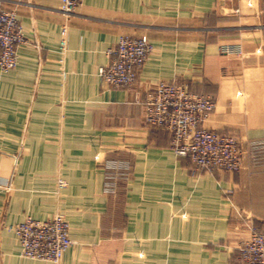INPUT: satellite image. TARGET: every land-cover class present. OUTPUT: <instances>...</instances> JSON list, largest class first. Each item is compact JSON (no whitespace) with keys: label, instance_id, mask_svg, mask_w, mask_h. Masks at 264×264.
<instances>
[{"label":"crops","instance_id":"crops-1","mask_svg":"<svg viewBox=\"0 0 264 264\" xmlns=\"http://www.w3.org/2000/svg\"><path fill=\"white\" fill-rule=\"evenodd\" d=\"M0 7L26 39L0 71V264H241V243L264 230V0H82L67 21L59 0ZM121 35L153 48L133 84L108 87L98 68ZM158 81L213 98L202 125L239 138V172L194 170L168 132L145 125ZM97 155L130 163L115 194ZM56 213L73 244L57 263L23 257L8 227Z\"/></svg>","mask_w":264,"mask_h":264},{"label":"built area","instance_id":"built-area-1","mask_svg":"<svg viewBox=\"0 0 264 264\" xmlns=\"http://www.w3.org/2000/svg\"><path fill=\"white\" fill-rule=\"evenodd\" d=\"M82 0H59V12L65 20L75 13ZM232 1V0H229ZM235 8L234 12H238ZM67 23L60 29L59 48L67 46ZM26 41L14 9L0 7V71L7 73L17 64V46ZM153 48L146 35H121L107 54L110 60L98 68L101 82L108 87L131 85L138 70ZM222 55L241 57L238 44H222ZM214 100L209 95L189 90L187 82L158 81L146 90L143 103L144 123L151 130H165L170 134V147L180 158L187 159L194 170L239 172L243 167L244 150L234 134L206 128L203 120L213 110ZM104 171L103 191L115 194L118 184L129 175L127 160L96 156ZM0 180V186H2ZM64 182L59 180V186ZM9 185H6L8 188ZM20 245V254L29 259L57 263L73 244L70 225L63 214L49 219L27 216L11 224ZM241 264H264V230L253 228L249 237L238 248Z\"/></svg>","mask_w":264,"mask_h":264},{"label":"rangeland","instance_id":"rangeland-1","mask_svg":"<svg viewBox=\"0 0 264 264\" xmlns=\"http://www.w3.org/2000/svg\"><path fill=\"white\" fill-rule=\"evenodd\" d=\"M235 13H239V12H235Z\"/></svg>","mask_w":264,"mask_h":264}]
</instances>
